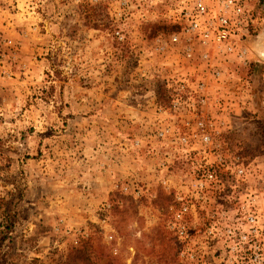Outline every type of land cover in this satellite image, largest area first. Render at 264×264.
<instances>
[{"label":"rangeland","instance_id":"rangeland-1","mask_svg":"<svg viewBox=\"0 0 264 264\" xmlns=\"http://www.w3.org/2000/svg\"><path fill=\"white\" fill-rule=\"evenodd\" d=\"M181 1L0 0V264H264V0L218 78Z\"/></svg>","mask_w":264,"mask_h":264},{"label":"built area","instance_id":"built-area-1","mask_svg":"<svg viewBox=\"0 0 264 264\" xmlns=\"http://www.w3.org/2000/svg\"><path fill=\"white\" fill-rule=\"evenodd\" d=\"M174 21L183 25L191 43L203 48L199 55L200 62L215 78L221 75V71L214 67L219 65L222 57L234 56L240 60L247 58L249 50L241 43L250 17L243 0H182ZM171 42H179V36H173ZM190 49L188 48L185 52L188 57H191ZM204 70L202 69L206 73ZM179 80L182 81H176V83L179 82L180 90L186 91L187 100H191V96L196 94V100L192 104H206L208 100L205 93L210 81L196 79L195 82H190L183 77ZM182 99L180 93H177L173 102L177 104ZM208 139L207 135L203 136L204 141ZM184 141L187 140L184 138ZM209 176L212 177V175Z\"/></svg>","mask_w":264,"mask_h":264},{"label":"water","instance_id":"water-1","mask_svg":"<svg viewBox=\"0 0 264 264\" xmlns=\"http://www.w3.org/2000/svg\"><path fill=\"white\" fill-rule=\"evenodd\" d=\"M253 49L255 53L257 54V56L261 60H264V40L262 38L259 39L258 36L255 37Z\"/></svg>","mask_w":264,"mask_h":264}]
</instances>
